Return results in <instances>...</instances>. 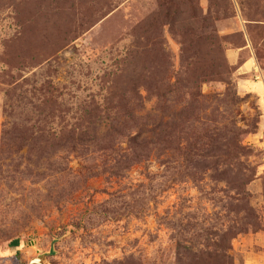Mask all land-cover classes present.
Wrapping results in <instances>:
<instances>
[{
    "label": "rangeland",
    "instance_id": "374dc122",
    "mask_svg": "<svg viewBox=\"0 0 264 264\" xmlns=\"http://www.w3.org/2000/svg\"><path fill=\"white\" fill-rule=\"evenodd\" d=\"M175 6L171 22L170 0H0V264H264V0ZM138 38L140 115H158L155 85L186 79L195 52L231 68L202 92L225 97L213 119L245 155L154 154L115 177L108 158L42 135L83 123L84 102L109 95L105 73L124 88Z\"/></svg>",
    "mask_w": 264,
    "mask_h": 264
},
{
    "label": "trees",
    "instance_id": "16d2710c",
    "mask_svg": "<svg viewBox=\"0 0 264 264\" xmlns=\"http://www.w3.org/2000/svg\"><path fill=\"white\" fill-rule=\"evenodd\" d=\"M175 1L170 0L172 7L167 8L166 18L171 19V22L175 17L171 15L175 11ZM165 5L166 3L162 2L161 7ZM139 40V38L136 40L133 50L127 56V59L133 58L138 61L133 64L136 68L146 49ZM193 54L194 61L199 64L197 53L193 52ZM197 64L194 63L190 67L186 79H179L174 84H168L167 87L155 85L158 115L150 113L140 115L141 110L145 109L143 105L145 99L138 92L144 81L139 73V67L136 70L130 69L128 63L123 66V72L128 71L131 74L128 79L125 78V85H122L124 88L121 87L119 91L113 90L112 93L110 89H113V84L118 82L115 79L117 73L115 70L105 73L101 84L106 86L112 83L108 87L109 95L103 102L94 97L84 102V109L80 111L78 118L83 120V123L66 125L61 129H43L42 135L49 139L64 141L63 144L70 151L82 157L96 153L108 158L109 166L104 171L115 177L134 165L148 162L154 154L159 158L164 154L178 152L184 156V161L187 163L193 159H206V157L232 159L245 155L247 150L239 139L234 135L232 138H227L229 133L226 132L225 125L220 126L213 119L214 114L220 115V109L213 104L221 102L225 97L219 99L218 96H206L202 92L205 81L213 75L223 79L229 75L231 68L227 65H218L206 69ZM114 103L116 106L113 105ZM137 104L141 106L138 107ZM110 115L113 116L109 117ZM48 116L54 117V112H50ZM105 118L112 120V123L103 132L100 123ZM157 118L159 124L154 123L150 130L152 138H149V135L144 133V129L150 125V120ZM132 131H135V134ZM124 142L127 144L126 148L122 146ZM11 245L13 248H18L20 241L14 240Z\"/></svg>",
    "mask_w": 264,
    "mask_h": 264
},
{
    "label": "water",
    "instance_id": "95a60500",
    "mask_svg": "<svg viewBox=\"0 0 264 264\" xmlns=\"http://www.w3.org/2000/svg\"><path fill=\"white\" fill-rule=\"evenodd\" d=\"M46 256H39L38 258H34L30 264H42L44 263Z\"/></svg>",
    "mask_w": 264,
    "mask_h": 264
},
{
    "label": "crops",
    "instance_id": "0c3cea01",
    "mask_svg": "<svg viewBox=\"0 0 264 264\" xmlns=\"http://www.w3.org/2000/svg\"><path fill=\"white\" fill-rule=\"evenodd\" d=\"M247 71V70H246Z\"/></svg>",
    "mask_w": 264,
    "mask_h": 264
}]
</instances>
